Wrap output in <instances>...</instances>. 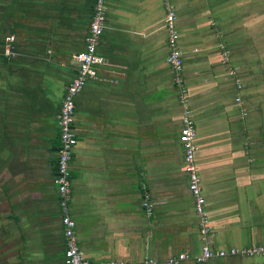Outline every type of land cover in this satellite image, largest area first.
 Listing matches in <instances>:
<instances>
[{
  "label": "crops",
  "instance_id": "1",
  "mask_svg": "<svg viewBox=\"0 0 264 264\" xmlns=\"http://www.w3.org/2000/svg\"><path fill=\"white\" fill-rule=\"evenodd\" d=\"M94 5L0 0V264L63 263L58 116ZM172 5L209 233H201L178 140L183 111L163 0H106L105 62L74 99L71 215L88 260L165 264L205 243L264 245V0ZM9 35L14 57L3 54Z\"/></svg>",
  "mask_w": 264,
  "mask_h": 264
},
{
  "label": "built area",
  "instance_id": "2",
  "mask_svg": "<svg viewBox=\"0 0 264 264\" xmlns=\"http://www.w3.org/2000/svg\"><path fill=\"white\" fill-rule=\"evenodd\" d=\"M165 10L164 29L167 33V47L169 54L167 62L174 71V83L179 88V103L182 108L181 128L178 135L179 143L184 153V170L188 176L189 191L194 199V210L199 217L201 233L207 236L209 233L208 214L205 197L200 187V177L195 165V139L196 128L191 117V109L188 104L187 91L185 90L182 71L183 57L179 49V32L176 27V13L172 0H163ZM106 0H95L93 15L88 33L85 37L84 49L74 54L77 65L76 75L67 86L58 116L60 148L57 157V173L55 183L59 195V203L62 210V225L65 238V252L62 264H133L125 260L106 259L102 261L88 260L81 252L76 236V222L71 215L72 200V176L71 160L77 135L73 127L74 99L79 95L90 80L99 78V68L103 65L104 58L98 53L101 36L106 29ZM15 37H5L3 54L14 57ZM238 88H240L238 86ZM240 102V97L236 98ZM143 207L150 213L152 211L151 197L144 194ZM227 257H264V245H251L249 247H232L228 249H213L207 243L201 247L199 254L190 256L180 253L168 258L165 264H180L182 261L191 260L201 264L214 259ZM142 264H157L156 261L145 259Z\"/></svg>",
  "mask_w": 264,
  "mask_h": 264
}]
</instances>
